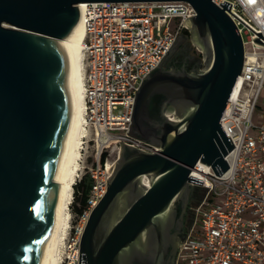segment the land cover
Listing matches in <instances>:
<instances>
[{
    "label": "water",
    "instance_id": "95a60500",
    "mask_svg": "<svg viewBox=\"0 0 264 264\" xmlns=\"http://www.w3.org/2000/svg\"><path fill=\"white\" fill-rule=\"evenodd\" d=\"M189 4V37L200 63L166 66L176 43L141 83L128 136L155 146L122 145L107 192L83 231L84 264H175L174 206L191 192L198 161L228 170L233 146L220 119L244 61L226 7L212 0H0V264H41L61 208L55 182L75 123L73 45L81 4ZM159 102V105H158ZM171 111L178 121L166 118ZM149 185H143V178Z\"/></svg>",
    "mask_w": 264,
    "mask_h": 264
},
{
    "label": "built area",
    "instance_id": "2783aa9c",
    "mask_svg": "<svg viewBox=\"0 0 264 264\" xmlns=\"http://www.w3.org/2000/svg\"><path fill=\"white\" fill-rule=\"evenodd\" d=\"M212 3L226 7L244 48L241 74L220 119L233 149L224 158L228 165L224 173L200 161L190 169L189 186L201 193L190 207L193 221L178 244L175 264H264V0ZM79 8L86 36L85 128L89 137L84 147L93 142L96 148L90 165L83 167L75 182L87 176L91 185L85 208L60 246L58 264H84L81 237L91 212L107 192L118 161L99 160L109 139L118 138L119 144L146 153L158 152L157 147L128 136L135 96L195 16L194 9L183 2L90 3ZM193 48L197 56L203 54L198 45ZM198 60L202 71L205 60ZM165 116L178 121L169 110ZM98 140L104 143L99 146ZM83 156L81 163L87 164L86 150Z\"/></svg>",
    "mask_w": 264,
    "mask_h": 264
},
{
    "label": "bare ground",
    "instance_id": "6f19581e",
    "mask_svg": "<svg viewBox=\"0 0 264 264\" xmlns=\"http://www.w3.org/2000/svg\"><path fill=\"white\" fill-rule=\"evenodd\" d=\"M85 37V28L80 20L71 34L65 40L61 41L73 45L75 123L67 150L60 162L55 178V182L62 186L63 196L61 208L50 237L46 254L41 264H58L59 262L60 246L66 239L70 229V208L74 199V185L81 170V160L83 159L82 150L85 144V139L89 137L88 131L85 128L86 71L84 69L83 50ZM237 89L238 85L235 88L234 94ZM109 141L114 145L115 149H117V158L119 159L123 144H119L118 138H110ZM103 143V141L98 140L99 146ZM117 144H119L120 148L117 147ZM143 185H149L148 178H143Z\"/></svg>",
    "mask_w": 264,
    "mask_h": 264
},
{
    "label": "flooded vegetation",
    "instance_id": "af4514ba",
    "mask_svg": "<svg viewBox=\"0 0 264 264\" xmlns=\"http://www.w3.org/2000/svg\"><path fill=\"white\" fill-rule=\"evenodd\" d=\"M190 45L189 37L185 35L179 37L166 62V66L171 69H178L186 65L188 69H191L194 66L195 57L192 55ZM199 196L200 193L198 190H191L188 197L185 199L182 198L174 207L171 228L172 262L175 261L177 256L178 244L186 237L193 221V214L190 211V207L197 202Z\"/></svg>",
    "mask_w": 264,
    "mask_h": 264
},
{
    "label": "rangeland",
    "instance_id": "374dc122",
    "mask_svg": "<svg viewBox=\"0 0 264 264\" xmlns=\"http://www.w3.org/2000/svg\"><path fill=\"white\" fill-rule=\"evenodd\" d=\"M189 42H190V44H191L190 46H191V50H192V55L196 58L195 61H194V63H193V65L198 64V62H199L198 59H200V62H202L203 59L205 60V56H204V51H203V50H202V53H203L202 55H200V56H197V55H196V51H195L194 48H193V44L199 46V44L196 42V40H194V39H192V38L189 37ZM199 47H200V46H199ZM200 48H201V47H200ZM201 49H202V48H201ZM247 49L249 50L250 48L247 47ZM117 147L120 148L119 144H117ZM95 148H96V145H95L93 142H90L89 145L87 146V148L84 147V153H85V150H86V156L89 157V158H88L89 160H88V163H87V164H86V163H85V164L81 163V170H80V172H79V175L81 174L82 169H83L84 166H85V167H88V166L90 165L91 160H92V157H93L94 154H95ZM103 151H105V152L107 153V157H108L109 161H114V160H116V158H117V149H115V147H114V145H112V143H111L110 145L104 147V148H103ZM84 153H83V154H84ZM83 157H84V156H83ZM82 161H83V160H82ZM73 198H74V197H73ZM181 199H182V198H179V199L177 200V202L175 203V206L177 205L178 202H180ZM175 206H174V207H175ZM70 212H71V222H70V227H72L73 225H75V222H76L77 218H76L75 214H73V212L71 211V208H70Z\"/></svg>",
    "mask_w": 264,
    "mask_h": 264
},
{
    "label": "trees",
    "instance_id": "16d2710c",
    "mask_svg": "<svg viewBox=\"0 0 264 264\" xmlns=\"http://www.w3.org/2000/svg\"><path fill=\"white\" fill-rule=\"evenodd\" d=\"M183 35L189 37L188 31L185 30L183 32ZM106 158H107V153L103 151L99 157V160L101 163H104ZM90 185L91 182L89 178L87 176H84L81 179V181L74 186V199L71 206V211L73 212V214H75L76 217H78L85 208L87 194L89 192ZM198 192L201 193L200 190H198Z\"/></svg>",
    "mask_w": 264,
    "mask_h": 264
}]
</instances>
